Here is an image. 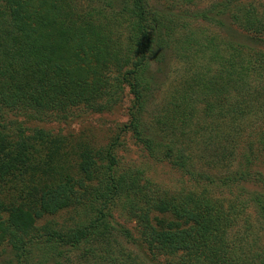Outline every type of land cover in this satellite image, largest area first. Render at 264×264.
Segmentation results:
<instances>
[{
    "label": "trees",
    "instance_id": "16d2710c",
    "mask_svg": "<svg viewBox=\"0 0 264 264\" xmlns=\"http://www.w3.org/2000/svg\"><path fill=\"white\" fill-rule=\"evenodd\" d=\"M205 1L0 0V264H264V0ZM125 88L126 130L178 189L115 139L12 131Z\"/></svg>",
    "mask_w": 264,
    "mask_h": 264
},
{
    "label": "rangeland",
    "instance_id": "374dc122",
    "mask_svg": "<svg viewBox=\"0 0 264 264\" xmlns=\"http://www.w3.org/2000/svg\"><path fill=\"white\" fill-rule=\"evenodd\" d=\"M87 0H84V2ZM96 1V0H95ZM210 0H206L202 7L210 4ZM228 21V18L226 17ZM157 94V93H156ZM164 95V94H163ZM163 95L158 94L155 101L161 104ZM132 105V96L128 88L123 90L121 101L111 110L99 113L86 110H78L69 119L66 120H36L27 118L23 115H12L10 120L14 123L12 131L22 129L27 135L37 129L46 130L53 135L63 137H80L83 140L90 141L97 147H103L117 140L119 142L117 148L120 163L125 166L141 168L145 175L151 180L163 185L166 188L178 189L181 187L186 178L181 172L172 168L166 162H158L142 150L141 145L126 130L129 122V109ZM116 218L134 231L135 222L127 218L120 210L115 211ZM69 214L60 213L55 216L46 217L40 221V225L48 221L50 223H67ZM9 252L8 246H0V262Z\"/></svg>",
    "mask_w": 264,
    "mask_h": 264
}]
</instances>
